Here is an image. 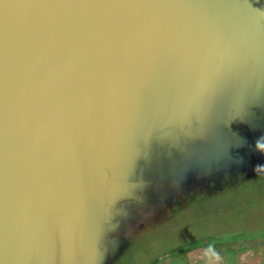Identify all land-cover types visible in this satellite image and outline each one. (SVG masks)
<instances>
[{
  "label": "water",
  "instance_id": "obj_1",
  "mask_svg": "<svg viewBox=\"0 0 264 264\" xmlns=\"http://www.w3.org/2000/svg\"><path fill=\"white\" fill-rule=\"evenodd\" d=\"M264 0H0V264H146L264 213Z\"/></svg>",
  "mask_w": 264,
  "mask_h": 264
},
{
  "label": "rangeland",
  "instance_id": "obj_2",
  "mask_svg": "<svg viewBox=\"0 0 264 264\" xmlns=\"http://www.w3.org/2000/svg\"><path fill=\"white\" fill-rule=\"evenodd\" d=\"M264 238V213L255 212L246 218L220 222L217 227L191 234L187 239L162 251L146 264H163L170 255H175L186 246L197 247L203 243L224 240H253Z\"/></svg>",
  "mask_w": 264,
  "mask_h": 264
},
{
  "label": "crops",
  "instance_id": "obj_3",
  "mask_svg": "<svg viewBox=\"0 0 264 264\" xmlns=\"http://www.w3.org/2000/svg\"><path fill=\"white\" fill-rule=\"evenodd\" d=\"M214 243L221 256L218 264H264V238L253 240H224L203 243L201 246L181 249L170 255L163 264H207L203 257L204 249Z\"/></svg>",
  "mask_w": 264,
  "mask_h": 264
},
{
  "label": "clouds",
  "instance_id": "obj_4",
  "mask_svg": "<svg viewBox=\"0 0 264 264\" xmlns=\"http://www.w3.org/2000/svg\"><path fill=\"white\" fill-rule=\"evenodd\" d=\"M256 147L264 149V136L260 137L256 141ZM258 168H264V165H257ZM203 257L205 258L207 264H218L221 260L219 252L216 250L214 243H210L203 252Z\"/></svg>",
  "mask_w": 264,
  "mask_h": 264
}]
</instances>
